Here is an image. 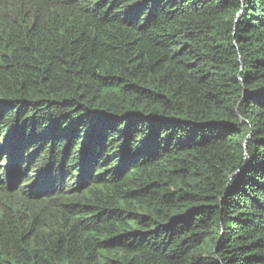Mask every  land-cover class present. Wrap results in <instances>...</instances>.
<instances>
[{
	"label": "trees",
	"instance_id": "16d2710c",
	"mask_svg": "<svg viewBox=\"0 0 264 264\" xmlns=\"http://www.w3.org/2000/svg\"><path fill=\"white\" fill-rule=\"evenodd\" d=\"M0 264H264V0H0Z\"/></svg>",
	"mask_w": 264,
	"mask_h": 264
}]
</instances>
